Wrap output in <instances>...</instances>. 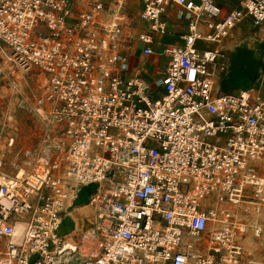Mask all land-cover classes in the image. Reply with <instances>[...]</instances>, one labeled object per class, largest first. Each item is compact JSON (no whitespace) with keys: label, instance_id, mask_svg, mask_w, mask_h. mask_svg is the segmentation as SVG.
<instances>
[{"label":"built area","instance_id":"1","mask_svg":"<svg viewBox=\"0 0 264 264\" xmlns=\"http://www.w3.org/2000/svg\"><path fill=\"white\" fill-rule=\"evenodd\" d=\"M244 22L264 24V0H0V81L4 60L38 70L37 110L61 125L58 156L0 183V264H244V228L264 227V66L257 85L218 86ZM124 30L163 70L129 66ZM84 190L93 238L69 243Z\"/></svg>","mask_w":264,"mask_h":264},{"label":"rangeland","instance_id":"2","mask_svg":"<svg viewBox=\"0 0 264 264\" xmlns=\"http://www.w3.org/2000/svg\"><path fill=\"white\" fill-rule=\"evenodd\" d=\"M91 0H72L78 9H86ZM134 0H129L132 4ZM132 7V6H131ZM139 6L129 8L122 13L125 20L134 22ZM122 40L123 54L138 51L135 49L137 43L134 37L124 30ZM128 34V35H127ZM224 50L232 59L228 67L227 79L218 81L220 91L231 84V91L244 85L238 84L240 79L255 83V79L261 67L258 50L264 51V24L258 27H249L246 22L235 28L232 34H227L221 41ZM230 44V46H229ZM239 45L231 51V46ZM198 47H214L212 44L198 43ZM262 60V59H261ZM2 64L3 75L0 81V183L15 177L16 173L29 174L33 171L35 164L42 158L58 156L56 147L61 137V125L47 115V111L39 109L36 99L44 91V76L38 70L24 71L8 62ZM5 68V71H4ZM12 68V70H9ZM239 86V87H238ZM264 96V90L262 91ZM25 174V175H26ZM74 205L76 212L70 221V212L63 220L62 232H67L70 225H76L75 239L90 237L93 233L94 213L87 205L88 198L83 194ZM74 208V209H75ZM72 210V209H70ZM236 210V209H235ZM247 234L243 238L242 262L264 263V227L259 237L253 235L250 218ZM88 234V235H87ZM93 235V234H92ZM95 235V234H94Z\"/></svg>","mask_w":264,"mask_h":264},{"label":"crops","instance_id":"3","mask_svg":"<svg viewBox=\"0 0 264 264\" xmlns=\"http://www.w3.org/2000/svg\"><path fill=\"white\" fill-rule=\"evenodd\" d=\"M218 1H224V0H218ZM136 6H139V5L136 4ZM132 7H134V6H132ZM139 10H141L140 6H139ZM125 11L127 12V10H125ZM138 14H139V12H137L134 22H139L138 18H137ZM170 31H173V29L170 28ZM177 32L179 34L183 35V34H187L188 30H187V28L185 26H182V27H179V30ZM232 32H231V34H232ZM161 40L164 43H173V44H176V45H183V42L181 40H179L178 36L175 37V36H167L166 35V36L162 37ZM196 46L198 47V43L196 44ZM229 46H230V44H229ZM239 47H240L239 45L231 46V51H233L235 48H239ZM199 48L212 49L213 47H211V48L199 47ZM135 49H138V51H134V52H131V53L129 52V53H127L125 55L126 58H127V62H128L129 66L132 69L141 70L143 72H146L149 75H154L155 72H157V70H163V68L166 66V59L164 57H162V58L158 57L157 51H156V53L154 55L149 56V57H145L141 53V45L140 44L137 43ZM222 49L224 50V44H222ZM257 53L259 54V56H262L263 51L262 50H258ZM226 54L228 55V60H229L228 62H229V67H230V65L232 63V59L229 57L228 53H226ZM260 61H261V58H260ZM227 77H228V71L226 72L225 75L221 76L222 79H227ZM246 82H248V81H245L244 79H240V82L238 81V84H242V83H246ZM228 85L229 86L226 87L225 91H228L229 87L231 86V84H228ZM242 88H244L243 84H242L241 87H239L237 89H242ZM237 89H235V90H237ZM75 210H76V208L70 210V212H72V213H70V212H69L70 214L68 213L70 215L69 217H67L69 221L72 218V215L76 212ZM251 218H254V223L259 220L258 216L255 215V214ZM69 225H70V227L67 230V232H62L60 230V233L65 236L66 241H68L69 243L76 244V243H78L80 241L79 239H75L74 238V235L76 234L77 227H76V225L73 226V227H72V224H69Z\"/></svg>","mask_w":264,"mask_h":264},{"label":"bare ground","instance_id":"4","mask_svg":"<svg viewBox=\"0 0 264 264\" xmlns=\"http://www.w3.org/2000/svg\"><path fill=\"white\" fill-rule=\"evenodd\" d=\"M209 44H211V43H209ZM4 64H6L7 66L9 65L8 64V62H7V60H4ZM263 66H264V63L261 61V67H260V70L263 68ZM9 70H12V68H9ZM259 70V71H260ZM4 71H5V68H4ZM259 76V73H258V75H257V77ZM256 77V79H255V85H257L258 83H259V81H257V78ZM26 173H24V174H21V175H19L18 173H16V175H15V177H18V178H21L23 175H25ZM28 179H29V182L31 183V184H33V183H35V180H36V176H34V175H28ZM256 215V214H255ZM63 220H64V218L62 219V223H63ZM61 223V224H62ZM63 225V224H62ZM62 225L60 226V230H61V228H62ZM255 225H257V224H255ZM259 226V225H258ZM261 227V226H260ZM21 230H22V225L21 224H16V226H15V234L16 235H18L20 232H21ZM246 228H244V236L247 234V232H246ZM72 235V234H71ZM88 235V234H87ZM244 236L242 237V238H240L239 239V243H241L242 242V244H243V238H244ZM90 237L91 238H93V236H92V233H90ZM80 240V239H79ZM1 243V242H0ZM80 247H83V249L81 250V252H85V253H89V252H87V250H88V248L87 247H84V246H80ZM248 263H253V264H255L254 262H248ZM261 264V263H260Z\"/></svg>","mask_w":264,"mask_h":264},{"label":"trees","instance_id":"5","mask_svg":"<svg viewBox=\"0 0 264 264\" xmlns=\"http://www.w3.org/2000/svg\"><path fill=\"white\" fill-rule=\"evenodd\" d=\"M223 91H225V90H223ZM228 91H231L230 87H229Z\"/></svg>","mask_w":264,"mask_h":264}]
</instances>
